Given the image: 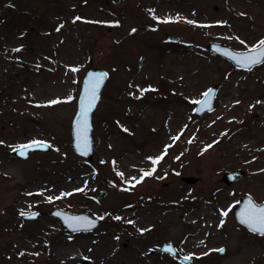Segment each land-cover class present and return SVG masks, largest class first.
Returning a JSON list of instances; mask_svg holds the SVG:
<instances>
[{"label":"rangeland","instance_id":"rangeland-1","mask_svg":"<svg viewBox=\"0 0 264 264\" xmlns=\"http://www.w3.org/2000/svg\"><path fill=\"white\" fill-rule=\"evenodd\" d=\"M261 40L264 0H0V264H39L57 246L80 256L61 264L117 246L162 264H264V236L234 217L241 196L264 201V63L241 70L207 47ZM92 64L108 79L89 159L71 127ZM214 84V109L196 115ZM34 140L50 150L11 153ZM239 167L242 179L222 181ZM53 207L100 225L67 231ZM166 240L191 261L160 251Z\"/></svg>","mask_w":264,"mask_h":264},{"label":"water","instance_id":"water-1","mask_svg":"<svg viewBox=\"0 0 264 264\" xmlns=\"http://www.w3.org/2000/svg\"><path fill=\"white\" fill-rule=\"evenodd\" d=\"M169 38L174 40L175 36L170 34ZM208 47L213 52H215V53H217V54L229 59L230 61H232L233 64H235L239 69H242V70H249V69H252L253 67H255L257 65L262 64V63H259V64H256V65L252 66L251 68H245V67L240 66V64H238L237 61L232 59V56L254 55L255 54V52H254L255 46L251 47L249 49H246V50H240V49H235V48L231 47L230 45H227V44H224V43H221V42H218V41H211V42H209ZM225 52L231 53V55H226ZM105 73L107 75L104 77V79H103L102 83L100 84V87H99V89L97 91L98 99L96 100L95 106L93 107V109L88 114V134L87 135H88V140H89V148H88L87 155H84L82 153L81 149L77 147V121L80 119L81 101L85 98L86 89L89 86L90 78L94 77L96 75L105 74ZM107 77H108V73L106 72L105 69H103V68H101V67H99L97 65H90L88 67V69L86 70V72L84 74V77H83L82 89H81V93H80V96H79V99H78V110H77V112L75 114V117H74L73 123H72V147H73V149L76 152H78L79 154H81V155H83L85 157H88V158H92L93 154H94L92 115H93V111H94V109H95V107L97 105V102H98V100L100 98L101 91H102V89H103V87H104V85H105V83L107 81ZM209 89L212 90V93H211V95L209 97L206 98L203 95L200 99L197 100V101L203 102V101H205V99H207V101H208L207 104L196 103V105L194 107V112L197 115H202V114H204L207 111H212L213 108H214L215 98H216L218 86L217 85H213V86H210ZM37 141L46 142V141H43V140H37ZM30 143L31 142H29V143H27L25 145H28ZM46 143L49 145L48 142H46ZM25 145H22V146H25ZM19 149H21V146H19V147L15 148L14 150H12L11 153L14 154V155H17L18 157L26 158V157L29 156V154L32 151H37V150L48 151L50 149V145L47 148L40 147V148L24 149L26 154L23 155V156H21L19 154ZM244 176H245V171L242 168H236V169H231V170H227L226 172H224V174L222 175L221 179L226 184L231 185L235 181H237L239 179H242ZM182 179L184 181H186V182H189V183H193V182H195L197 180V178L194 177V176H183ZM104 193H105V191L100 192V194H98L97 197L100 198ZM250 203L254 204V205L258 206V207L264 206V201L263 202H257L253 198V196L250 195V194H246L244 196H241L239 198V200H238L237 206L234 209V216L240 223H242L241 222V214L245 211V209L249 206ZM51 213L53 215L59 217L60 221L62 222V224H64L67 227L68 231H77V230H73V228H70L68 226L69 222L72 221L74 218H84V219L92 221L94 223V226L91 227V228H80L79 230L93 229V228L97 227L99 225V223H100V217L99 216H91L87 212L72 213V212L66 211L64 209L54 207V208L51 209ZM33 214H35V215H33ZM40 214H41V212L39 210L38 211H31V212H28V213H24V215H22V217L25 218V219H36V218H38V216ZM245 226H247V225H245ZM257 233H259V232H257ZM259 234H261V233H259ZM262 235H264V234H262ZM169 247L172 249V251L170 253L180 257L181 260L184 261L185 263H188L191 260V258L189 256H187V255H179V253L177 251V248L171 242L164 241L163 244L161 246H159V250L166 251V249H168ZM221 249L223 251H220ZM225 249H226L225 246H223L222 248H220L219 251L220 252H225ZM188 258H190V259H188ZM76 264H88V263H87V261H83V262H77Z\"/></svg>","mask_w":264,"mask_h":264},{"label":"snow or ice","instance_id":"snow-or-ice-1","mask_svg":"<svg viewBox=\"0 0 264 264\" xmlns=\"http://www.w3.org/2000/svg\"><path fill=\"white\" fill-rule=\"evenodd\" d=\"M76 19H80L77 17ZM189 23H195L193 21H189ZM59 29H57L58 31ZM135 31V30H133ZM14 51H19V49H15ZM254 55H244V56H232V59L237 61L240 66L245 68H251L252 66L264 63V40H261L254 48ZM226 55H231V53L225 52ZM75 71V69H73ZM107 74H99L94 77L90 78L89 86L86 89V95L85 98L81 101V107H80V119L77 121V147L81 149L82 153L84 155H87L88 148H89V140H88V114L95 106L97 97V91L100 87V84L102 83L104 77ZM212 90L209 89L207 92L204 93V96L207 98L211 95ZM71 99V98H69ZM60 101L54 100L50 101L51 104H56ZM196 103H204L207 104L208 101L205 99V101H196ZM44 147L47 148L49 145L46 142H40V141H33L28 145L21 146V149H19V154L21 156L25 155L24 149H32V148H40ZM210 147V146H209ZM163 157H159L156 159H153V164H157L160 159ZM152 159V158H149ZM155 171V168L153 167L152 170L143 172V176L141 177V180L144 177L150 176ZM122 175V174H120ZM135 179V178H133ZM140 181L138 180L137 183ZM78 191H82V189H78ZM63 195H70V194H61ZM51 200L52 198L49 197ZM24 215V213H21ZM35 215V214H33ZM224 215H227V212L224 213ZM116 219H120V217H116ZM241 222L245 225H247L250 230L254 232H259L261 234H264V206H256L254 204H249V206L245 209V211L241 214ZM131 223V221H129ZM70 228H73V230H79L80 228H91L94 226V223L92 221L86 220L84 218H74L72 221L69 222L68 225ZM166 251L171 252L172 249L169 247L166 249ZM220 251H223L222 249ZM190 259V258H188Z\"/></svg>","mask_w":264,"mask_h":264},{"label":"bare ground","instance_id":"bare-ground-1","mask_svg":"<svg viewBox=\"0 0 264 264\" xmlns=\"http://www.w3.org/2000/svg\"><path fill=\"white\" fill-rule=\"evenodd\" d=\"M37 236L38 235L35 234L33 237L35 241ZM84 237L86 236L84 235ZM108 243H112V241H108ZM54 250H55V257L53 259L44 258V260L39 264H61L58 262L59 259L61 260L65 259L64 262H67L80 258L79 254L74 250H60L58 246L55 247ZM22 253L27 255L30 252L29 249L24 248L22 249ZM128 253L129 251L127 249L124 250L118 246L113 248H107L104 250H99L96 253V255L92 257V261L95 262V264H162L157 260H153L146 253L145 254L136 253L131 258L130 257L128 258ZM21 264H25V263L21 262Z\"/></svg>","mask_w":264,"mask_h":264},{"label":"flooded vegetation","instance_id":"flooded-vegetation-1","mask_svg":"<svg viewBox=\"0 0 264 264\" xmlns=\"http://www.w3.org/2000/svg\"><path fill=\"white\" fill-rule=\"evenodd\" d=\"M172 256V255H171ZM173 257H175V256H173ZM175 258H177V257H175Z\"/></svg>","mask_w":264,"mask_h":264}]
</instances>
